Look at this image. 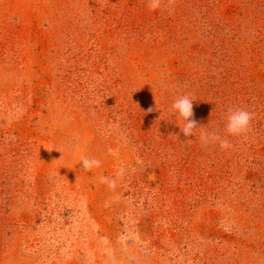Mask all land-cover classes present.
Listing matches in <instances>:
<instances>
[{"label": "rangeland", "instance_id": "rangeland-1", "mask_svg": "<svg viewBox=\"0 0 264 264\" xmlns=\"http://www.w3.org/2000/svg\"><path fill=\"white\" fill-rule=\"evenodd\" d=\"M147 5L0 0V264H264V0Z\"/></svg>", "mask_w": 264, "mask_h": 264}, {"label": "clouds", "instance_id": "clouds-1", "mask_svg": "<svg viewBox=\"0 0 264 264\" xmlns=\"http://www.w3.org/2000/svg\"><path fill=\"white\" fill-rule=\"evenodd\" d=\"M161 3L162 0H148L147 6L150 10H156L161 6ZM194 100L195 99L189 95L178 96L176 99L173 100L170 108V112L177 119H182L184 121L183 127H180V131L185 137L195 135V130L197 128H202L198 126V122L194 118ZM151 111H153V109L149 108L148 112ZM253 115V113H251L245 108L229 109L224 127L225 135L233 137H240L246 135L247 132L250 130ZM199 139L201 141L202 146L204 147L214 144H218L221 150H226L233 147V145L228 139L222 138L219 134L215 132L209 133L207 131H202L200 133ZM46 150L51 151L53 149ZM109 154L114 157H118L119 155L118 150L113 149L109 150ZM79 163L82 166L81 168L85 171H92L93 169L99 168L101 166L102 161L94 157L90 158L86 155H82L79 159ZM124 174L125 169L123 167L117 169V178H122ZM100 181L102 183H107L110 189H114L116 187L115 179H109L108 177L101 176Z\"/></svg>", "mask_w": 264, "mask_h": 264}]
</instances>
